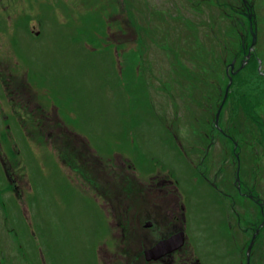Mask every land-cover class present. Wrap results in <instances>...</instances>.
Instances as JSON below:
<instances>
[{
	"label": "rangeland",
	"instance_id": "rangeland-1",
	"mask_svg": "<svg viewBox=\"0 0 264 264\" xmlns=\"http://www.w3.org/2000/svg\"><path fill=\"white\" fill-rule=\"evenodd\" d=\"M263 219L264 0H0V264H163L177 228L172 264H246Z\"/></svg>",
	"mask_w": 264,
	"mask_h": 264
},
{
	"label": "flooded vegetation",
	"instance_id": "flooded-vegetation-1",
	"mask_svg": "<svg viewBox=\"0 0 264 264\" xmlns=\"http://www.w3.org/2000/svg\"><path fill=\"white\" fill-rule=\"evenodd\" d=\"M251 29H252V27H251V25H250V30H251ZM245 45H246V44H244V43L242 42L241 47L244 48ZM246 58H247L246 55H245V58H241L242 60L240 61V65H238V66H236V65H237V62H238L237 57L234 56V57L231 59L229 66L226 68V73H227L228 77H229V75H230V77H231V83H232V78H233V76H235L240 70H242V69L245 67V65H246ZM230 87H231V85H230ZM230 87H229V88H230ZM229 88H228V90H229ZM228 92H229V91H227V94H228ZM227 94H226V97H227ZM226 97H225V98H226ZM253 116H254V118H255L256 114L253 113ZM252 119H253V118H252ZM255 119H256V118H255ZM214 178H216L215 175H214ZM164 183H165V184L167 183L166 178H164L163 181L160 182V184H164ZM211 185H214V184H211ZM256 203H258V201H256ZM260 212H261V214H263L262 203H261V205H260ZM134 218H135V217H134ZM263 220H264V219H263ZM140 221H141V218L139 219V217L137 216V217L135 218V224H136V225H134V226L132 227V230H133V231L138 232L137 228L140 227L141 225H142L143 228L150 227V226L152 225V222H151L150 219L144 221L143 224H141ZM263 225H264V221H261V224L258 225V226L255 228V230H254V234H253L254 237H256V236L259 235V233L261 232V227H262ZM180 230H182V229L177 228V229L171 231L170 233H168L167 235L165 234V235L161 236V238L158 239V240H156L155 242H152V243H150V244L144 246L145 248H142V250L144 251L145 249L152 247V246H153L155 243H157L158 241H160V240H162V239H165V238H168V237H170V236H172V235L178 233ZM179 248H180V247H179ZM179 248H178V249H179ZM178 249H175V250H173V251L170 252V253H166V254L162 255L159 259L154 260V261H159V262H161V263H163V264H172L173 261H174V255H173V253L176 254ZM147 262H149V261H147ZM192 264H200V263H199L197 260H195Z\"/></svg>",
	"mask_w": 264,
	"mask_h": 264
},
{
	"label": "water",
	"instance_id": "water-1",
	"mask_svg": "<svg viewBox=\"0 0 264 264\" xmlns=\"http://www.w3.org/2000/svg\"><path fill=\"white\" fill-rule=\"evenodd\" d=\"M251 16H252V14L248 15V18L250 19ZM255 39H256V33L253 32L252 33V44L255 43ZM230 83H231V77H229L228 83L225 87L224 98L226 96V93L228 91ZM218 112H219V110H218ZM218 112L216 113V116L218 115ZM184 238H185L184 233L182 231H180V232H178V233H176V234H174L168 238H165V239L158 241L152 247L144 250V252H143L144 259L146 261L159 259L162 255H164L166 253H170L173 250L181 247L184 243ZM252 243H253V237L251 238L249 245L247 247L246 264H249V251L251 250Z\"/></svg>",
	"mask_w": 264,
	"mask_h": 264
},
{
	"label": "trees",
	"instance_id": "trees-1",
	"mask_svg": "<svg viewBox=\"0 0 264 264\" xmlns=\"http://www.w3.org/2000/svg\"><path fill=\"white\" fill-rule=\"evenodd\" d=\"M226 16L229 17L228 14H226Z\"/></svg>",
	"mask_w": 264,
	"mask_h": 264
}]
</instances>
